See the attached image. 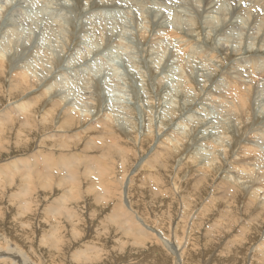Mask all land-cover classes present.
<instances>
[{
    "label": "rangeland",
    "instance_id": "1",
    "mask_svg": "<svg viewBox=\"0 0 264 264\" xmlns=\"http://www.w3.org/2000/svg\"><path fill=\"white\" fill-rule=\"evenodd\" d=\"M12 1V5L22 6L25 16L32 17L33 27L28 23L19 25L9 37L0 28V41H7L9 55L21 53L28 47L37 58L43 59L42 65H49L47 54L43 51L52 53L64 50L61 43L55 44L53 36L61 34L57 26L64 19H70L69 33H76L78 30L75 28L84 25L86 31L83 32L97 34L104 31L111 35L107 20L84 18L90 6L85 4L79 9L83 5L81 1ZM171 1L176 3V7L171 13L166 10L167 17L164 18V25L170 24V30L159 29L155 39L139 44L137 54L140 55L139 60L146 61L156 73L167 76L162 82L164 87H175L169 106L164 105V88L160 86L158 91V84L152 82L153 76L145 68L141 69L146 75L143 76V72L137 71L121 53L122 61L114 60L118 66L123 65L117 74H113V71L118 66L106 65L102 73L101 67L93 68V73L99 76L102 83L99 94L92 88L94 78L86 72L81 75L86 93H70L65 89L63 94H45L42 87L29 85L21 74L15 75L12 66L1 73L0 264H251L253 250L259 254L263 252L264 208L263 211L260 209L261 205L251 198V193L256 186L260 188L264 185V174L259 179L253 175L250 158V154L260 158L264 150V123L254 122L264 116L263 35L256 41L252 40L251 57L245 58L248 63L233 58L222 60L221 70L230 63L234 72L225 76L218 89L210 93L207 78L211 74L217 75L218 69L203 70L201 58H190L191 55L195 58L198 53L189 52L188 57L181 48L172 44V38L167 39L168 34L177 32L179 15L186 20L182 16L184 12L181 15L177 8L187 6V0ZM243 5L247 7L249 3ZM65 6L69 7L70 12H61L57 18L55 14L50 17V12L55 13L57 8ZM225 7L228 11V5L225 4ZM256 7L262 11L263 5L253 8ZM189 8V12H193L192 7ZM14 10L8 11V15ZM52 21L59 23L47 26ZM201 21L202 26L207 24L205 17ZM216 21L212 19L209 22L212 34L207 33V37L211 42L216 35L219 37V27L213 28ZM36 22L37 28L34 29ZM90 23L97 25L90 30L93 27ZM119 31L122 32V29L119 28ZM233 31H226L222 37L234 33L232 40L239 43L241 36ZM128 34L131 37L132 34ZM120 41L118 45L127 44L123 39ZM196 44L197 50L202 53L203 49ZM214 45L211 44V47ZM66 48L64 52L70 55L73 48L68 50L67 45ZM68 60L81 61L82 67L87 65V60L82 61L74 56ZM177 67L179 74L176 73ZM53 72L57 74L54 79L60 81L62 76L55 69ZM127 72L130 77L124 75ZM64 73L70 83L73 78L80 77V71L76 72L73 68ZM189 73L193 77H188ZM12 74L22 82V92L19 88L16 91L12 84ZM187 79L203 90L195 92L189 88L186 93L177 92L188 82ZM144 85H148L147 91ZM147 92L153 93L145 96ZM254 100L260 101L254 106L250 105ZM201 102H205L208 112L199 108ZM121 103L132 111L124 113ZM13 105L18 106L20 113L4 115L6 107L9 109ZM113 105H118L116 107L119 109H111ZM108 112L114 113L117 123L108 118ZM244 115L246 119L242 118ZM185 126L189 128L186 137L181 129ZM224 133L226 136L222 142ZM214 139H219L221 143L214 145ZM37 140H43L44 144L38 147ZM197 141L200 144L196 145ZM248 142L251 150L246 153L249 157L241 152ZM203 147L213 153L209 158L203 156L208 155ZM197 148L201 151H197ZM103 151L105 158L99 154ZM80 153H87L89 157L83 156L78 160ZM18 156H26L27 159L17 160L9 166L5 164ZM77 165L78 169H75ZM103 170L108 174L109 193L102 184ZM254 179L257 185L250 184ZM28 188L32 191L26 195ZM255 195L261 201L264 199V189L256 191ZM30 197L39 200L40 204L30 200L29 206ZM129 206L132 211L128 210ZM243 209L250 219H246ZM255 210L261 211L256 219L251 216ZM251 218L253 223L250 222ZM242 221L249 226L245 236L246 228L241 225ZM213 225H216L219 235H215L214 230L212 233L206 232ZM227 226L233 231L230 232ZM227 234H234L231 240L239 241L234 247H229L227 237L230 238V235ZM167 243L177 249L172 250L173 246H167ZM185 245L192 247L183 252ZM261 263L264 264V261L253 260V264Z\"/></svg>",
    "mask_w": 264,
    "mask_h": 264
},
{
    "label": "bare ground",
    "instance_id": "2",
    "mask_svg": "<svg viewBox=\"0 0 264 264\" xmlns=\"http://www.w3.org/2000/svg\"><path fill=\"white\" fill-rule=\"evenodd\" d=\"M25 1H27V0H23V2H25ZM33 1H35V0H33ZM49 1L51 2V0H49ZM58 1H61V2H65V1H67V2H78V1H81L83 3V5L79 9H81L85 4L89 5L90 7H89L88 11L86 12V14L84 15V18L90 19V20H97V21L107 20V23H109V26L107 28H110V34L111 35L105 34L104 31H102V32L98 31L97 34H91V31L83 32V31H86L84 28V25H81L80 27H76L75 30H78L76 33H73V32L69 33V27H70L69 21H70V19H64V21L62 23H60L61 25L57 26L59 31L61 32V34L53 35L55 44L59 45L61 43L60 45H62V49H64V50L63 51L62 50H60V51L56 50V52H52V53H49L48 51H46V52L43 51L44 53L47 54V58L46 57H44V58H46V61L49 63V65H42V62H44L43 59L41 57H40V59L37 58L36 54H33L31 49L28 47L24 48L23 52H21V53L20 52H18L16 54L12 53L11 55H9L8 48L6 47L7 41L6 40L0 41V75H1V73H3V71H5L6 68H8V66H12L15 69V71H14L15 75L21 74L23 79L25 80V82L29 83V85H33L34 87L38 86V88L42 87L43 90H45V94H49L48 92L63 94V92H65V89H66V91H68L70 93H72V92H85L86 93V88H84L82 86V81H81V75L84 74V72H86L85 74H87L88 76L91 75L92 79L94 78L92 88L95 91H97L96 94H99V92L101 91V84L102 83L100 84L99 76H96L93 73V68H97L98 66L101 67V71H100L101 73L103 72V69L106 67V65L115 68L118 65H117L116 61H114V60L119 59L122 61V58L119 55L121 53L122 55L126 56V58L129 60V62H131V65H133L137 69V71L141 72V74L143 72L141 69L145 68L144 70L148 71L150 73V75L153 76L152 82L154 81L158 84V91L160 89L159 88L160 86L162 88H164L162 90H165V92H163V93L161 91L160 92L163 94V98L166 99L167 104L164 103L165 106H169L168 102L170 104L172 103L173 93H174L175 87L173 86L172 89L170 87H164L162 85V82L164 79L167 78V76L164 74L159 75L158 73H156V71L153 70L152 66L148 65V63L146 61L139 60L140 55H137V54H139V51H138L139 44L145 42L148 39H152V38L155 39V35L157 34V31L159 29H162L164 31L170 30L169 29L170 24L168 26L164 25L166 23V21H164V18L167 17V14H166L167 12H170V13L173 12V10L176 7V3L172 2L171 0L170 1L169 0H136L139 3L135 2L134 0H130V2H129V0H58ZM19 2H21V1H19ZM13 3L14 2L12 0H0V18H7L6 20H0V28L4 30V34L6 37L11 36L15 32V30H17L19 25L28 23V25L31 28L33 27L32 23H31L32 17L31 16H25L22 12V6L20 4L19 5H17V4L12 5ZM242 3H249V5L247 7L243 5L245 7L244 8L242 6ZM225 4L228 5V11L225 7ZM260 4L263 5L262 11H260L258 9V7H256V9L253 8L255 6H261ZM186 5L187 6L177 8L178 12L181 15L184 12V14L182 16L186 20H184L179 15V18L177 19L178 22L176 23L177 32L176 33L173 32V34L170 33V35L168 34L167 39L172 38V40H173L172 44L177 45V48H181L183 53L188 57H190L189 52L198 53V55L195 56V58L192 55L190 58H192L193 60H196V58H198V59L201 58L202 61H200V63L204 64L203 70L207 69V70L214 71V69H218L217 75L212 76V74H211L207 78V82L209 83V81H210L209 86L211 88L210 89L211 90L210 93H211L212 90L218 89L219 85L224 82L225 76L234 72V69L230 65V63H228V65H226V68L221 70L222 60L225 61L226 59L233 58V60H240L242 62L248 63L247 59H249L251 57L249 54V51H250L251 46L253 44L252 40L256 41L263 35V41H264V0H228V2H226V0H187ZM189 6L192 7L191 10L193 12H189V9H190ZM13 9H15V10L8 15V11L13 10ZM166 10H167V12H165ZM27 11H28V9H27ZM45 11H47V10L45 9ZM61 12L67 13V12H70V9H69V7H66V6L65 7H59L56 9L55 13L50 12V17L53 14H55V18H57L58 16H60ZM160 14H162L161 17H159ZM203 17H205V20L207 22V24L205 26H202L203 22L201 20ZM212 19H214V20L217 19L216 25H213V28L215 29V28L219 27V34H218L219 37H217V35H216V38H214V40H213L214 43L211 42V39L208 40V37H207L208 36L207 33L211 32L210 34H212V28L209 27L210 26L209 22H211ZM240 19L244 22H240L239 21ZM56 22H58V21H52L51 22L52 24L49 22V24H47V26L54 25ZM33 23H34V21H33ZM90 24L93 25V27L92 26L90 27V30H92L97 25L96 23H90ZM38 26H39V24H38ZM166 27H168V29H165ZM36 28H37V22L34 24V29H36ZM119 28L122 29V32L119 31ZM230 29H231V31L234 30L233 32H236L239 34V36H241L239 38V43L235 42V40H232L234 33H232L229 36H226L225 38L222 37V36H225V32L229 31ZM216 30L218 32V29H216ZM127 32L132 34L131 37ZM204 33H205V35H204ZM83 35L85 37L81 38L80 36H83ZM125 35H127V37H125ZM147 36H148V38H146ZM113 37H116L117 40ZM136 38H138V39H136ZM220 38H224V39H220ZM120 39L125 40L126 41L125 43H127V44L118 45ZM134 39L136 41H134ZM218 39H220V41L218 43H216V41ZM31 40H33V38H31ZM200 41L203 43V46H202V43H200ZM135 42H137V43L135 44ZM159 42H161V41H159ZM196 43H198L199 44L198 46H200V48L203 49L202 53H201V51L197 50V47H196L197 44ZM204 44H206V45H204ZM211 44L212 45L215 44L214 45L215 47H211ZM66 45L68 47V50L70 49V47L73 48L72 50L70 49L71 50V53L69 52L70 55L69 54L66 55V53L64 52L65 49H67ZM40 47H42V45H40ZM178 50H180V49H178ZM247 50H248V52H247ZM135 51H138V52L135 53ZM62 52H64L65 55ZM224 53H225V57H223ZM39 55H41V54H39ZM64 56H66V59ZM70 56H72V57L74 56L76 58H79V60H82V61L87 60V65L85 67H82L81 61L69 62L68 59ZM27 57H29L30 59H27ZM178 58H179V56H178ZM182 58H183V56H182ZM216 58H220V59H216ZM245 58H247V59H245ZM19 63H21V64L19 65ZM64 63H65V65H64ZM75 64H77V65H75ZM61 65H64V67H60ZM121 66H123V65H119L118 67H116L115 70L113 71L114 72L113 74H117L119 72V70L121 71L122 70V68H120ZM49 67H51V69ZM69 68H73V70L76 72L80 71V73L78 74V75H80V77L73 78L71 83L67 80V74L64 73V71L68 70ZM178 68L179 67H177V69H176L177 74L180 73V69H178ZM54 69L56 72H58L59 75L62 76V78L60 77V79H61L60 81L54 79L57 77L56 76L57 74L55 72H53ZM220 70L222 72L221 74L219 73ZM156 74H158V75H156ZM191 74L192 73H189L187 76L189 77ZM15 75L13 76V74H12V84L16 88V91H18L17 88H19V89H22L21 90V92H22L24 90L22 82L18 81L16 79ZM49 75H51V77H49ZM124 75L130 77L128 72ZM142 75L144 76L145 73L143 72ZM191 76L193 77V75H191ZM257 76L259 78H262L261 74H258ZM107 78H109V77H107ZM45 81H47V82H45ZM108 81H109V79H108ZM187 81L188 82L187 83L185 82L186 84L182 87V89H178L177 92L182 91V92L186 93L189 88L192 89L191 91L203 90V88H199L196 84H193L191 80L187 79ZM262 82H263V85H262V88H263L264 87V79L262 80ZM212 85H214L215 87H212ZM108 86H110V85H108ZM119 87H121V86H119ZM146 87H148V85L145 86L144 88H146ZM104 89H105V87H104ZM121 89L123 90V87ZM88 91H90V90H88ZM88 91H87V93H88ZM146 91H147V88H146ZM262 91L264 92V89H262ZM90 92H93V91H90ZM149 92H147V94H145V96H148V94L153 93V92L152 93H149ZM195 92H197V91H195ZM195 92H194V94H195ZM155 95L158 96V92H156ZM138 97H139V94H138ZM160 97H162V96H160ZM169 97H172V98H169ZM187 98H190V96ZM9 100H11V99H9ZM190 101H188V102H190ZM259 101L260 100H254L251 102L250 105L254 106ZM140 102L143 103L144 101L141 100ZM159 102H160V100H159ZM162 102H163V99H162ZM123 103H125V102H123ZM204 103L205 102H201V104L199 103L200 104L199 108L203 109V110L206 109L205 111L208 112L209 108L206 105H204ZM128 105H130V104H128ZM195 105H196V103H195ZM116 106H118V105H113L111 107V109L117 108ZM12 107H14V110ZM12 107L11 106H10V108L8 107L9 109H7V107H6L5 112H3L4 115L10 114L12 112L17 113V114L20 113L17 105L16 106L13 105ZM69 107H72V106L70 105ZM121 107L123 108L124 113H129L130 111H132L131 108L123 106L122 103H121ZM117 109H119V108H117ZM52 111H53V109H52ZM193 112L194 111H192V113ZM189 113H191V112H189ZM113 114L108 112L107 116L109 119H112V121L114 123H117L116 117H114ZM115 114H117V113L115 112ZM206 114H208V113H206ZM191 115L189 118H191ZM126 116L128 117V115H126ZM11 118H12V116H11ZM242 118L246 119L247 117L244 115ZM194 119L195 118H193V120ZM263 119H264V116H261L254 122L264 123ZM129 120L131 121V119H129ZM184 121L185 120H183V122ZM193 123H195V122H193ZM131 124L135 127V124L133 122ZM5 125H6V123L4 124V126ZM116 126H118V124H116ZM199 126H201V125H199ZM209 126H211V125H209ZM181 129L183 130V134L186 137L188 132H189V128L187 126H185V127H182ZM225 136H226V134L224 133L222 142L224 141ZM171 138H172V136H171ZM178 140L179 139H177V141ZM38 141L39 140H37V142ZM40 141L38 142V145H37L38 147H41L44 144L43 140L41 142ZM219 143H221V142H219V139H214V145H219ZM198 144H200V143H198V141H197L196 145H198ZM222 146H223V144H222ZM203 148H205V147H203ZM207 150L208 149H206V151L205 150H203V151L207 152L208 155L203 154V156H205L206 158H209V156L212 155L213 153H210ZM250 150H251V147L249 146V142H248V144H246L245 147H243L241 149V152L243 154L247 155V157H249V155L246 152L250 151ZM197 151L200 152L201 149L197 148ZM203 151L201 152V154L203 153ZM262 152L263 153H262V156L260 158L257 155L254 156L253 154H250V158L252 159L253 175L257 179L261 178L264 174V150ZM99 154H100V157L103 156L105 158L104 151H103V153L101 152ZM44 155L48 156L47 153H44ZM83 156L89 157V155L87 153H85V155L80 153V154H78V160L80 159V157H83ZM157 157L159 158L160 156L158 155ZM24 159H27V157L22 156L19 158V156H18V157H16V159H14V160L12 159V161H10V162H8L9 161L8 160L7 163H5V164H8V166H9L11 163L16 162L17 160H24ZM104 164H107V162H104ZM4 166H6V165H4ZM75 169H78V165L75 167ZM176 174L177 173H175V175ZM101 178H102V184H103L104 188H106L107 193H109L108 189H110V188H109V184H108L109 178H108L107 171H105V170L102 171ZM124 182H125V180H124ZM119 184L121 185V182ZM160 184H161V182H160ZM250 184L251 185H257L258 183L254 179L253 181L250 182ZM245 186H247V184H245ZM169 187H171V186H169ZM175 187L177 188V186H175ZM262 188L264 189L263 184H262V186H260V188H258V186H256V188L251 193V198L255 199L259 203V205H261L260 206L261 210H262V208H264V199H262L261 201L257 200L256 199L257 196L255 195V193H256V191H259ZM28 191H29V193L26 191V195L30 194V192L32 191L31 188H28ZM246 197L248 198V196H246ZM30 200H34V199L32 197H30L28 201H30ZM3 202H5V201H3ZM33 202H35L36 204L37 203L40 204L39 200H37V199L34 200ZM11 203L12 202H10V204ZM28 205L31 206V201ZM127 209H128V207H127ZM244 209H243V211H244ZM254 209H256V208H254ZM123 210L125 213L126 212L128 213L127 210H125V209H123ZM128 210L132 211V208L129 206ZM251 211L248 210V212H251ZM260 213H261V211L255 210L253 212V214H251V216H255L252 218L256 219L259 217L256 215H259ZM244 216H246V219L247 218L250 219L248 217L250 215H246L245 211H244ZM252 218L250 220L251 223L254 222V220H252ZM244 222L245 221H242L241 225H243L246 228L245 234H244V236H245L248 232L249 226H247L246 223H244ZM143 227L147 230V228L145 226H143ZM213 227L212 228L209 227V229L206 232L210 231L212 233L214 230L215 235H216V233H217V235H219L220 232L217 230L216 225H213ZM232 229L230 227H228V230H230V232L233 231ZM154 230H156V229H154ZM149 234H151V233H149ZM192 235H193L192 237H194V234H192ZM227 235H230V238L227 237V239H228L227 243H230L229 247H232V246L234 247V245L237 244L239 241L231 240V238L233 237L234 234L233 235L227 234ZM190 237L191 236L189 235L188 238H190ZM210 238H212V237H210ZM194 240H196V239H194ZM190 241L192 242V240H190ZM261 241H264V239L262 238ZM189 244H190V242H189ZM193 244H195V243H193ZM262 244L264 245V243H262ZM170 245H171V247L173 246L171 243H169V244L167 243V246H170ZM174 247L175 246H173V248H171V249L172 250L177 249L176 247L175 248ZM190 247H192V246L186 247V245H185L182 248V251L186 252L187 250L190 249ZM224 248H227V247L224 246ZM230 249H232V248H230ZM254 249H256V245L254 246ZM262 249H263L262 250L263 252L261 254H259V252L257 250H253L254 253L252 254L251 258L253 260H263L264 261V259H263L264 258V247ZM200 251H202V250H200ZM183 254L185 255V253H183ZM201 254H202V252H201ZM206 254H205V256H206ZM229 254H230V251H229ZM187 255H188V253H187ZM10 256H12V255H10ZM195 257H197V256H195ZM201 257H203V256H201ZM184 258H183V260H184ZM253 260H251V264H253ZM185 261H186V259H185ZM226 261H227V259H226ZM130 262H132V261H130ZM186 262H188V261H186ZM163 263H165V262H163ZM195 263H196V261H195Z\"/></svg>",
    "mask_w": 264,
    "mask_h": 264
},
{
    "label": "built area",
    "instance_id": "3",
    "mask_svg": "<svg viewBox=\"0 0 264 264\" xmlns=\"http://www.w3.org/2000/svg\"><path fill=\"white\" fill-rule=\"evenodd\" d=\"M264 231V230H263ZM263 231H262V233H263Z\"/></svg>",
    "mask_w": 264,
    "mask_h": 264
}]
</instances>
